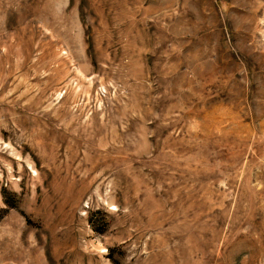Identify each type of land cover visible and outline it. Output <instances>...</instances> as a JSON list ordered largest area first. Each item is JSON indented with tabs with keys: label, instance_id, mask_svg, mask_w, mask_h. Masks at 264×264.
I'll list each match as a JSON object with an SVG mask.
<instances>
[{
	"label": "rangeland",
	"instance_id": "obj_1",
	"mask_svg": "<svg viewBox=\"0 0 264 264\" xmlns=\"http://www.w3.org/2000/svg\"><path fill=\"white\" fill-rule=\"evenodd\" d=\"M0 0V264H264V0Z\"/></svg>",
	"mask_w": 264,
	"mask_h": 264
},
{
	"label": "crops",
	"instance_id": "obj_2",
	"mask_svg": "<svg viewBox=\"0 0 264 264\" xmlns=\"http://www.w3.org/2000/svg\"><path fill=\"white\" fill-rule=\"evenodd\" d=\"M238 1H239L240 3H242V2L245 3V2H247V1H248V2H251L250 0H238Z\"/></svg>",
	"mask_w": 264,
	"mask_h": 264
}]
</instances>
